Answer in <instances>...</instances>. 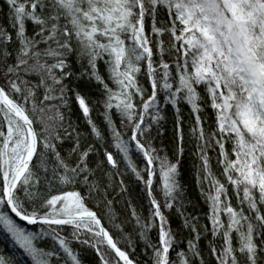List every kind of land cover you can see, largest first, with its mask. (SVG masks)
<instances>
[{"label": "trees", "instance_id": "1", "mask_svg": "<svg viewBox=\"0 0 264 264\" xmlns=\"http://www.w3.org/2000/svg\"><path fill=\"white\" fill-rule=\"evenodd\" d=\"M139 1L141 9L137 0H126L128 20L118 28L109 20L112 0H0V84L39 141L13 202L27 217L59 215L61 202L52 207L49 200L75 193L136 264H264V198L233 184V137L218 125L207 83L190 78L174 0ZM137 20L156 61L168 65L162 86L170 82L166 102L147 107L134 132L136 99L148 94L140 87L145 68L129 62L140 58L130 41ZM113 39L129 51L137 86L127 88L121 79L125 60L112 51ZM7 120L22 128L0 105V149ZM134 141L145 148L139 159ZM82 225L97 232L91 223ZM44 227L15 234L19 251L0 233V264H23L24 257L26 264H44L50 252L65 264L62 245L79 264H118L104 247L98 250L103 259L92 250L90 232H81L77 249L72 232L51 238ZM41 231L45 238L36 236Z\"/></svg>", "mask_w": 264, "mask_h": 264}, {"label": "rangeland", "instance_id": "2", "mask_svg": "<svg viewBox=\"0 0 264 264\" xmlns=\"http://www.w3.org/2000/svg\"><path fill=\"white\" fill-rule=\"evenodd\" d=\"M126 3V0H112L109 20L118 28L124 26L128 20L129 9ZM173 6L182 24L181 34L188 45L184 64L190 68V78L196 82L207 83L216 107L218 125L233 137L232 142L236 149L233 165L236 176L233 184L249 186L259 199H263L264 0H174ZM128 27L131 28L130 25ZM130 34V41L139 50L140 58H126L129 51L126 52L123 43L118 44L114 39L111 48L115 47L112 51L125 60L121 79H126L127 88L132 87V84L137 86L133 79L134 68L130 67L129 62L145 68L146 73L142 77L140 87L147 86L148 94L142 99H136V119L132 120L134 125L133 122H142L147 107H159L166 102L165 89L170 80L163 82L162 86L160 80L166 74L168 65L156 61L155 49L148 31L142 27L139 20L136 26L131 28ZM159 74H162L161 77ZM13 107L20 109L14 105ZM5 128L4 146L0 149V172L1 179L8 183L14 169L23 159L28 143L24 129L14 125L13 120L5 123ZM134 145L132 151L139 157L145 156V151H141L135 141ZM149 181L150 177H147L144 184L148 185ZM150 196L155 203L160 202L153 191ZM58 201L62 205L59 210L67 214L81 213V210L86 209L82 203L83 198L77 197L75 193L57 195L49 200V205L54 207L59 204ZM82 223L90 222H79V231L90 232V235L100 239L90 225L85 226ZM4 224L7 225L8 222ZM11 231L4 233V236L7 237L11 248L19 251L20 239L15 234L21 233ZM94 243L98 246L100 242L95 239ZM62 246V259H69L67 247ZM20 259L23 264L30 260L26 257Z\"/></svg>", "mask_w": 264, "mask_h": 264}, {"label": "water", "instance_id": "3", "mask_svg": "<svg viewBox=\"0 0 264 264\" xmlns=\"http://www.w3.org/2000/svg\"><path fill=\"white\" fill-rule=\"evenodd\" d=\"M0 104L6 111H8L21 125L25 128L28 137H29V146L26 153L23 156L21 162L14 169L13 174L11 175L8 183L3 185V203L7 207L9 213L12 217L18 220L20 223L25 225L28 228L38 226L41 224H63L66 222H90L93 223L102 237L106 247L113 253L119 264H135L131 261L115 244L113 239L110 237L106 228L103 226V223L95 213H75L64 216H39L35 218H29L22 216L17 212L13 205V193L21 178L25 175L29 169L31 163L34 160V157L37 152V137L33 128V125L30 123L28 118L21 112L20 109L13 107V105L8 104L7 98L4 95L3 91L0 88Z\"/></svg>", "mask_w": 264, "mask_h": 264}, {"label": "bare ground", "instance_id": "4", "mask_svg": "<svg viewBox=\"0 0 264 264\" xmlns=\"http://www.w3.org/2000/svg\"><path fill=\"white\" fill-rule=\"evenodd\" d=\"M137 6H138V8L139 9H141V3H140V1L139 0H137ZM1 19H2V11H1V7H0V21H1ZM0 88H1V90L3 91V93H4V95L6 96V98H7V102H8V104H11V101H10V99L7 97V95L5 94V92H4V90H3V88L1 87V84H0ZM1 105V104H0ZM1 107H2V105H1ZM3 108V107H2ZM4 109V108H3ZM4 111H6V109H4ZM7 112V114L9 115V116H11L12 118H14L8 111H6ZM22 112V111H21ZM24 114V113H23ZM25 115V114H24ZM134 119H136V117L134 118ZM29 120V119H28ZM17 121V120H16ZM18 122V121H17ZM19 124H21L20 122H18ZM31 123V122H30ZM32 124V123H31ZM133 124L134 125H136V126H134L133 128H134V132L136 131V129H139L140 127H141V125H142V122L140 123V124H138V123H134L133 122ZM22 126V125H21ZM120 126H123V122L121 123V125ZM22 128L24 129V132H25V135H26V137H27V143H28V146H29V137H28V134H27V132H26V130H25V128L22 126ZM34 128V127H33ZM125 129V128H124ZM34 131H35V134H36V137H37V142L39 143V141H38V135H37V131H36V129L34 128ZM137 144H138V147L140 148V150L142 151V149H143V151H145V148H144V146L140 143V142H136ZM136 145V144H135ZM135 145H133V147L135 146ZM28 149V148H27ZM27 151V150H26ZM37 151H38V145H37ZM26 153V152H25ZM36 154H37V152H36ZM135 154V157L137 158V159H139L140 157L138 156V154H136V153H134ZM35 158V157H34ZM107 158H108V162H109V164L110 165H112L113 164V160H112V158H111V156H107ZM31 166V165H30ZM28 171V170H27ZM27 173V172H26ZM25 173V174H26ZM24 177V176H23ZM22 177V178H23ZM21 178V179H22ZM21 181V180H20ZM19 181V182H20ZM19 182H18V184H19ZM17 184V185H18ZM4 185H6V184H4ZM17 187V186H16ZM16 189V188H15ZM2 191H3V186H2ZM1 191V192H2ZM15 191V190H14ZM155 197L156 198H158V196L155 194ZM2 198H3V196H2ZM159 200V199H158ZM4 204V203H3ZM5 205V204H4ZM13 205H14V207H15V209L17 210V212L19 213V214H21L22 216H25V217H27L26 215H24L23 213H21L18 209H17V207L15 206V204H14V202H13ZM5 210H6V212H0V233H1V236H4L5 234H6V232H8V233H10V232H12L11 230H14V231H19L20 233H21V235H25V236H28V234H29V231H28V227H26L25 225H23L22 223H20L18 220H16L14 217H12L11 216V214L9 213V211H8V209H7V207L5 206ZM95 213L96 215H97V213H96V211L95 210H93V209H91V208H86L85 210H81V213ZM64 213V212H63ZM80 213V212H79ZM70 214H75V213H70ZM70 214H67V213H64V214H59V215H53V217H57V216H64V215H70ZM98 216V215H97ZM39 217V216H38ZM48 217V216H47ZM99 217V216H98ZM29 218H35V217H29ZM99 219H100V217H99ZM101 220V219H100ZM4 222H6V224H7V222H8V224L7 225H5L4 224ZM101 222L103 223V221L101 220ZM79 222H77V221H74V222H66V223H63V224H41V225H38V226H45L44 228H49V229H51L52 231H50V232H52L51 234H49V236H51V238L52 237H55V236H57V237H60V238H62V237H64V235L66 234V233H69V231H70V233L72 232V235H71V237H73L75 240H74V242L76 243V246H75V248H77V249H82V246H83V243H84V237L82 236V234H84V233H81V231H79L80 230V227H78L79 225ZM11 226V227H9V226ZM103 226H104V224H103ZM34 227H36V226H34ZM78 227V228H77ZM81 227H83V226H81ZM105 227V226H104ZM157 227H159V223H158V226ZM23 228V229H22ZM33 228V227H32ZM46 228V229H47ZM77 228V229H76ZM106 228V230H107V232L109 233V235H110V237L113 239V237L111 236V234H110V232H109V230L107 229V227H105ZM5 229V230H4ZM66 229H71V230H67L66 231ZM96 229H97V227H96ZM44 231H41V233H37V235L36 236H42V237H44L45 238V236H46V233H43ZM5 233V234H4ZM97 234L100 236V234H99V232H98V229H97ZM52 235H55V236H52ZM47 236H48V234H47ZM6 239H7V237L6 236H4ZM87 238H88V242H87V244H89V245H93L92 246V250H93V248H94V251L97 253V254H99V257H100V259H103L102 258V256L100 255V252L98 251L99 250V246H102V247H104V249L106 250L104 253L107 255H111L113 258H114V260L115 261H117V259L115 258V256L113 255V253L106 247V245H105V243H104V241H103V239H102V237L100 236L99 238L100 239H98L97 238V236L95 237L94 235H88V236H86ZM50 238V237H49ZM56 238V237H55ZM94 239V240H93ZM95 239L96 240H98L100 243H99V245L97 246L95 243H94V241H95ZM113 241H114V239H113ZM103 249V248H102ZM20 250V249H19ZM66 252H67V255H68V258L69 259H67L66 260V262H65V264H79L78 262H77V260H76V258H75V255H74V253H73V251L71 250V248H67V250H66ZM21 255V254H20ZM45 258V257H44ZM44 261H42V262H40V263H44V264H48V262L49 261H51V264H53V261L54 262H56V264H57V262H60V261H58V258H56V256H54V254H52L51 252L50 253H48V255H47V257L45 258V259H43ZM57 260V261H56ZM131 260V259H130ZM132 261V260H131ZM118 262V261H117ZM50 263V262H49ZM135 263V262H134ZM64 264V263H63ZM136 264V263H135Z\"/></svg>", "mask_w": 264, "mask_h": 264}]
</instances>
